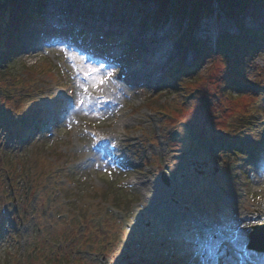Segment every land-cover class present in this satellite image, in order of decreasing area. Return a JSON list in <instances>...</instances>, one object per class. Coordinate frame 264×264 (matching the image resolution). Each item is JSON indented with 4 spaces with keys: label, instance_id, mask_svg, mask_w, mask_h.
<instances>
[{
    "label": "rangeland",
    "instance_id": "374dc122",
    "mask_svg": "<svg viewBox=\"0 0 264 264\" xmlns=\"http://www.w3.org/2000/svg\"><path fill=\"white\" fill-rule=\"evenodd\" d=\"M141 1L134 0L129 11L151 8L148 27L143 30L147 37L140 36L142 42H137L134 49L128 44L118 48L128 52L117 60V64L98 61L60 41L43 42L47 35L39 34V29L23 30L21 42L26 52L10 64L9 71L15 72L19 63L56 65L70 82V93L84 99L85 103L70 117L73 120L70 127L56 126L54 130L45 123L43 126L51 136L45 134L38 145L32 143L23 149L24 135L8 131L4 141L22 165L32 156L35 145L40 150L39 163L35 164L38 167L46 164L45 155L52 150L66 155L67 160L54 167L59 174L49 178L51 190L44 193L34 215L28 214L22 224L15 225L11 210L7 213L0 259H4L3 251L10 248L21 256L36 253L37 261L30 259V264H46V260L56 264V257L59 260L70 257L69 264H186L187 257L182 252L184 236L193 226L212 231L225 219H242L249 225L264 220V136L260 143L248 138L250 144L244 143L246 148L243 149L239 144H217L222 136L211 133L213 127H226L224 117L233 115V111L251 112L254 95L264 91V40L257 44L248 37L249 52L239 46L236 53L235 48H230L233 40H230L229 48L218 44L219 37L212 44L201 40L199 31L205 22L215 20L216 13L222 19L230 14L224 0L215 3L210 14L204 15L207 19L202 17L191 33L192 38L183 32L181 18L171 15L164 21L154 17L157 4L147 1L143 5ZM129 2L124 0V3ZM32 9L36 12L37 4ZM229 22L228 31L240 34L231 19ZM169 32L175 36L174 57L167 63L161 60L148 64L153 60V48L158 49L154 36ZM191 39L199 41V46ZM33 40L43 42L42 47H29ZM199 54L200 63L194 74L187 68L172 67L178 60L190 67ZM223 54L230 57L229 65ZM213 57L224 65L219 72H230L233 76L235 68L240 70L247 65V85L237 82L240 86L234 92L239 93L237 91L243 88L250 91L239 95V102L233 103L229 111L214 107V97H217L214 94L222 89L223 78L214 79L213 69L209 67L214 63ZM135 67L144 70L136 74L132 72ZM195 75L198 77L196 82L193 81ZM101 78L103 83H100ZM178 79L185 88L192 89L177 85ZM59 94V87L48 86L38 95L43 101ZM178 95L183 105L173 116L157 112V99L163 102L176 99ZM207 100L211 105H207ZM197 109L200 110V127L209 130L208 136L203 131L193 136L185 130L186 118ZM43 126L40 125L41 129ZM92 129L117 140L133 162L132 166L127 169L115 167L96 151L95 137L90 133ZM147 135H150L149 139ZM188 136L193 141L209 137L213 144H200L198 152H193L196 144L192 147L179 144ZM234 147L236 152H231L225 163L223 151ZM187 150L192 157L186 158L183 154ZM33 168L34 164H24L25 171L31 172ZM162 172L168 175L169 185L162 181ZM133 177L143 180L146 187L129 183ZM165 195L169 202H162ZM115 196L119 202L126 203H116ZM42 202H45L43 207ZM178 203L183 207L178 208ZM185 205L189 206L188 210ZM15 206L16 203L13 208ZM173 206L183 214L172 212L169 208ZM14 228L18 231L17 237H12ZM28 243L36 248H27ZM39 251L43 252L41 256L37 255Z\"/></svg>",
    "mask_w": 264,
    "mask_h": 264
},
{
    "label": "trees",
    "instance_id": "16d2710c",
    "mask_svg": "<svg viewBox=\"0 0 264 264\" xmlns=\"http://www.w3.org/2000/svg\"><path fill=\"white\" fill-rule=\"evenodd\" d=\"M157 4V12L154 17L168 20L171 15L178 16L182 19L183 32L192 38L193 29L200 23L202 17L206 14H210L215 6L221 0H153ZM230 9V14L227 15L234 23L240 27L242 35L232 36L230 33L225 32L220 34L219 44L223 48H229L230 40H233V47L236 49L242 46L249 52V45L247 38L252 37L255 43H260L264 39V29H245L243 25L242 15L246 11L251 10V13L259 10L264 0H224ZM43 0H0V111L8 113H21L25 110L31 111L36 105L42 102L39 98V93H43L48 86H56L60 89L59 95H66L71 92L72 87L70 82L67 81V77L62 74L59 69L55 66H50V63L45 65H31L28 66L24 63H19V68L15 72H10V64L17 60L18 57L25 54V48L20 42V37L23 30L26 28L36 27L41 17L33 11L32 7L38 4L40 7L43 5ZM219 17H221L219 15ZM57 39V37H52ZM195 45L198 47L200 42L195 39ZM40 41H30L29 47L39 46ZM234 55L236 56V54ZM224 60L227 62L226 65L230 64V57L227 54ZM200 63V54L193 64L189 67V73L194 74L197 71ZM246 66L239 70L235 68L234 78L238 83L246 84L247 77L245 75ZM174 67H184L183 61H177ZM172 73V71H171ZM198 77L195 75L193 81L196 82ZM180 80L178 79L177 82ZM177 85H181L185 88V85L180 82ZM187 86V85H186ZM192 89L187 86L185 89ZM235 88H230L223 81L222 89L219 93H215L217 97L215 99L214 107L215 110L222 108L229 111L233 103H238V96L242 93L249 91L242 89L234 92ZM192 93V92H190ZM189 93V94H190ZM177 98H180L177 100ZM176 99H170L161 101L160 98L155 101L159 106V112H163L164 115H174V111H179L182 106V100L180 95ZM208 101V100H207ZM206 101V102H207ZM251 103V112L237 109L233 111V115L224 117L227 122L226 127L220 126L219 128L213 127L211 133L215 136H222L220 140L238 141L240 137L250 135L256 137H262L260 135L264 131V91L260 90L257 95L253 97ZM259 103V104H258ZM257 104V105H256ZM207 105H211V102H207ZM240 108V107H239ZM258 113V114H257ZM220 115V114H217ZM169 116V115H168ZM212 120V119H211ZM42 123V122H41ZM41 123H30L25 121L23 124L15 123L11 120L5 119L3 123H0V247L2 240L6 234V220L8 221V212L10 211L14 224L20 225L24 222L25 217L34 215V213L40 207L41 199L43 198L46 191L51 190L49 186L50 177H57L59 172L54 169L58 164H63L67 160V156L59 153L58 151L52 150L50 154L47 152L45 157L47 158L46 164H41L39 167L35 164L38 162L37 157H40V150L37 147L39 141L43 140L44 134H40L38 127ZM232 123V126H231ZM256 124V125H252ZM37 125V126H36ZM211 126H214L211 123ZM223 129V131H221ZM17 131L23 135H29L21 147L27 148L32 143H36L31 150V157L28 160H24V164L31 166L34 164V168L31 172L24 170V164H20L18 157L13 156V151L7 146L8 143L4 140L8 137V131ZM35 131L36 133H33ZM209 130L203 129V134L207 135ZM208 136V135H207ZM214 137V136H212ZM210 140L212 138L207 137ZM7 140V139H6ZM190 138L188 137L187 145H190ZM186 145V146H187ZM29 155V153H28ZM18 156V155H16ZM51 157V158H50ZM27 162V163H26ZM37 169H42L37 172ZM45 197V196H44ZM116 203L119 202L118 196H115ZM16 206L13 208V204ZM45 202H42V207ZM126 201H120L119 204H124ZM49 205V202L47 203ZM48 209V207H44ZM43 208V209H44ZM18 214V215H17ZM39 225L37 229L39 230ZM14 228L11 231L12 237L18 236V231ZM35 242V241H32ZM37 243V242H35ZM27 248L34 250V246L28 243ZM7 248L4 250V259H0V264H30L29 260L37 261L36 253L32 252L29 254L17 255L12 249ZM42 251V250H41ZM39 251L38 256H41L43 252ZM45 256V254H43ZM56 264H69L70 257L59 260L56 257ZM46 264H51L46 260Z\"/></svg>",
    "mask_w": 264,
    "mask_h": 264
},
{
    "label": "snow or ice",
    "instance_id": "6c2138e0",
    "mask_svg": "<svg viewBox=\"0 0 264 264\" xmlns=\"http://www.w3.org/2000/svg\"><path fill=\"white\" fill-rule=\"evenodd\" d=\"M49 6L58 8L62 4L60 0H51ZM218 30L216 22H205L200 31V39L210 44L215 40ZM157 42L160 58L166 59L174 50L175 36L170 32L165 33L157 37ZM213 61L214 63L209 64V67L213 69L214 79L222 77L230 88L240 86L232 73L219 72V69L224 66L220 60L213 57ZM103 82V78H101L100 83ZM84 103V99L74 96L72 93L54 95L43 100L31 111L25 110L21 113L0 111V123L8 119L18 124L28 121L30 123L43 122L52 127H70L73 123L70 117L78 113ZM199 122L200 110L197 109L184 122L186 132L193 136L200 135L203 130ZM108 146L116 147L114 144L104 145V147ZM256 223L260 224L259 230L264 231V220L254 221L252 225H249L242 219H225L217 224L212 231L193 226L184 236L182 252L187 257L186 264H264V254L255 253L248 248L249 237L254 235L250 229Z\"/></svg>",
    "mask_w": 264,
    "mask_h": 264
},
{
    "label": "water",
    "instance_id": "95a60500",
    "mask_svg": "<svg viewBox=\"0 0 264 264\" xmlns=\"http://www.w3.org/2000/svg\"><path fill=\"white\" fill-rule=\"evenodd\" d=\"M163 181L169 184V179L165 176L163 177ZM259 229H260V225L254 226V230H253L254 235L250 237L251 239L250 247L264 250V231H260ZM128 264H135V263H128Z\"/></svg>",
    "mask_w": 264,
    "mask_h": 264
},
{
    "label": "bare ground",
    "instance_id": "6f19581e",
    "mask_svg": "<svg viewBox=\"0 0 264 264\" xmlns=\"http://www.w3.org/2000/svg\"><path fill=\"white\" fill-rule=\"evenodd\" d=\"M64 3V2H63ZM67 6H68V4H66ZM72 6H68L67 8L68 9H70ZM62 8L63 9H65L66 10V7L65 6H62ZM86 10H88V12H94V10H95V7H93V6H90V7H87L86 8ZM97 10V9H96ZM100 11H105V9H101ZM144 26L142 27V30H144ZM157 37H158V35H156V36H154V38L155 39H157ZM142 68H140V67H135L132 71L133 72H140V71H142L141 70ZM136 186H139V187H146V184H145V182L143 181V180H141L140 178H138L137 179V182H136ZM150 197H152V196H150ZM166 195L165 196H162V202H169V200H166ZM153 199H155V197H152ZM157 198H159V197H157ZM179 206V208H182V206L181 205H178ZM186 206V205H185ZM187 207V206H186ZM162 209H163V207H161ZM165 209V208H164ZM186 209H188V207L186 208ZM172 211H175V212H178L179 210L178 209H175L174 207L171 209Z\"/></svg>",
    "mask_w": 264,
    "mask_h": 264
}]
</instances>
